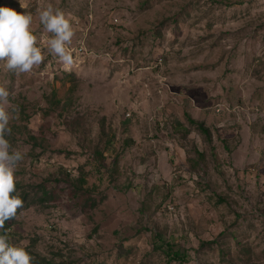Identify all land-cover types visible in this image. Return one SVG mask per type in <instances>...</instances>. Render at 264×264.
Wrapping results in <instances>:
<instances>
[{
    "label": "rangeland",
    "instance_id": "rangeland-1",
    "mask_svg": "<svg viewBox=\"0 0 264 264\" xmlns=\"http://www.w3.org/2000/svg\"><path fill=\"white\" fill-rule=\"evenodd\" d=\"M49 4L72 23L71 72L43 46ZM0 6L33 15L45 54L30 73L0 61L33 201L10 243L33 264H264V0Z\"/></svg>",
    "mask_w": 264,
    "mask_h": 264
},
{
    "label": "clouds",
    "instance_id": "clouds-1",
    "mask_svg": "<svg viewBox=\"0 0 264 264\" xmlns=\"http://www.w3.org/2000/svg\"><path fill=\"white\" fill-rule=\"evenodd\" d=\"M21 7L24 5L21 3ZM39 23L45 33L50 34L43 41L47 52L58 58L63 70L71 72L75 61L70 48L74 30L69 18L51 4L38 12ZM33 15L18 12L11 7L0 6V61L6 70L20 74L30 73L45 61L42 47L34 34ZM9 92L0 87V229L6 221L16 218L23 200L15 195L16 170L24 159V153L13 149L7 135H11L10 121L16 119L4 107L8 103ZM34 257L24 248L9 242L6 234H0V264H33Z\"/></svg>",
    "mask_w": 264,
    "mask_h": 264
},
{
    "label": "trees",
    "instance_id": "trees-1",
    "mask_svg": "<svg viewBox=\"0 0 264 264\" xmlns=\"http://www.w3.org/2000/svg\"><path fill=\"white\" fill-rule=\"evenodd\" d=\"M188 118V120L191 122V123H195L196 124V126L198 127V129L205 135V136H207V137H210V135H209V130L204 126V124L203 123H200V122H196V121H193L189 116L187 117ZM16 189H17V191H16V193H14L15 195H19L21 198H22V200H23V207L21 208V209H18V212H17V216H18V214L22 211V210H24L27 206H30V204L33 202L32 200L30 201V194H29V191L28 192H26V191H24V192H22V193H20L18 190H20V185L18 184V183H16ZM46 194V193H45ZM16 216V217H17ZM15 219V218H14ZM14 219H12V220H14ZM10 221V220H9ZM9 221H6V223H5V226H4V228H3V230H2V234H6L7 236H8V234H7V230H9V225H8V222ZM171 254H172V258L173 259H175V260H178V259H180L181 258V255H180V253H179V251L177 252V251H175V250H171Z\"/></svg>",
    "mask_w": 264,
    "mask_h": 264
}]
</instances>
